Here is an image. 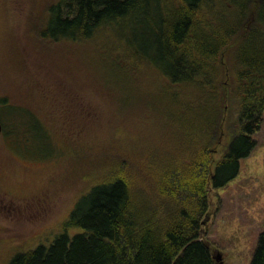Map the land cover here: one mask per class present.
<instances>
[{"label": "rangeland", "instance_id": "rangeland-1", "mask_svg": "<svg viewBox=\"0 0 264 264\" xmlns=\"http://www.w3.org/2000/svg\"><path fill=\"white\" fill-rule=\"evenodd\" d=\"M58 1L0 0V264L49 247L64 232L77 234L69 227L75 206L93 187L121 177L118 169L139 184L162 172L163 162L190 154L192 137L178 122L193 118L188 87L160 81L153 65L127 54L117 30L99 47L43 40L45 11ZM260 2L248 0L243 12L229 7L240 15L237 29L249 30ZM223 62L222 133L211 146L213 165L240 130L229 55ZM195 108L202 112L198 102ZM253 138L257 147L240 162L239 175L206 190L200 237L212 255L220 252L221 264H251L264 234V121ZM161 139L166 151L156 149ZM183 143L188 152L177 151Z\"/></svg>", "mask_w": 264, "mask_h": 264}, {"label": "trees", "instance_id": "trees-1", "mask_svg": "<svg viewBox=\"0 0 264 264\" xmlns=\"http://www.w3.org/2000/svg\"><path fill=\"white\" fill-rule=\"evenodd\" d=\"M247 2L60 0L49 4L43 40L99 47L104 36H114L117 30L127 54L153 65L150 68L159 73L160 81L188 87L193 118L178 122L192 137L190 154L163 162L162 172L139 184L129 183L123 169H118L115 174L121 177L93 187L75 206L69 227L79 230L77 234L64 232L49 247L17 254L9 264H217L200 237L201 217L209 209L206 190L222 189L239 175L240 162L257 147L253 136L264 121V31L259 28L264 27V0L258 4L257 20L244 32L236 27L240 15L229 8L240 6L243 12ZM97 49L104 52L103 47ZM225 55L232 61L237 83L233 89L240 107V130L223 159L213 165L211 146L222 133ZM173 121L177 123L176 118ZM165 144L161 139L156 149L160 145L158 149L166 151ZM177 149L184 151L186 145L177 144ZM251 264H264V234Z\"/></svg>", "mask_w": 264, "mask_h": 264}, {"label": "water", "instance_id": "water-1", "mask_svg": "<svg viewBox=\"0 0 264 264\" xmlns=\"http://www.w3.org/2000/svg\"><path fill=\"white\" fill-rule=\"evenodd\" d=\"M2 132H3V124L0 121V135L2 134ZM209 216L210 215H207V219L203 222V224H206L207 223V221L210 219ZM213 258L215 259V261H216L217 264H221L219 262L222 259L221 255H220V252L214 251Z\"/></svg>", "mask_w": 264, "mask_h": 264}, {"label": "flooded vegetation", "instance_id": "flooded-vegetation-1", "mask_svg": "<svg viewBox=\"0 0 264 264\" xmlns=\"http://www.w3.org/2000/svg\"><path fill=\"white\" fill-rule=\"evenodd\" d=\"M3 131H4V128H3Z\"/></svg>", "mask_w": 264, "mask_h": 264}]
</instances>
